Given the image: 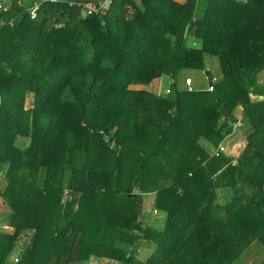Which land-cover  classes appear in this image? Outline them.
I'll return each instance as SVG.
<instances>
[{
	"label": "trees",
	"instance_id": "16d2710c",
	"mask_svg": "<svg viewBox=\"0 0 264 264\" xmlns=\"http://www.w3.org/2000/svg\"><path fill=\"white\" fill-rule=\"evenodd\" d=\"M69 1L0 11V264H237L264 248V0ZM207 57L212 91L147 88ZM234 129L239 155L215 154ZM145 193L163 227L139 218Z\"/></svg>",
	"mask_w": 264,
	"mask_h": 264
},
{
	"label": "rangeland",
	"instance_id": "374dc122",
	"mask_svg": "<svg viewBox=\"0 0 264 264\" xmlns=\"http://www.w3.org/2000/svg\"><path fill=\"white\" fill-rule=\"evenodd\" d=\"M4 2H6V0H3ZM179 2H183L185 0H176ZM27 4V3H25ZM37 14V13H36ZM190 44L192 45V41L190 40ZM205 66L207 67V69H209L213 76H214V84H217L218 82H220V68H219V63L218 60L216 59V57H207L205 60ZM206 70V69H205ZM205 70H199V69H188V70H183L178 72L174 77H170L169 75H163L161 76V85H162V92L160 91L161 94H167L165 89V86L170 85V83L174 80L175 84L178 88H187L186 84H185V78L186 77H190L192 79V87L196 90H206L208 88V80L206 78L205 75ZM259 77H263L264 78V70L259 74ZM155 79H153L151 81V83L154 81ZM150 83V84H151ZM153 84V83H152ZM159 84V83H158ZM160 86V84H159ZM141 86H135V88H140ZM161 90V88L159 87L158 91ZM30 104V102L28 103ZM238 111V110H237ZM239 128V127H237ZM238 132L241 131H236V129L233 130V132L231 134H229L227 136L226 142H227V146H230V150L228 151L229 153L233 154L234 157H237L239 155V152L242 150L243 148V140L241 139V136L239 135ZM242 133V132H241ZM244 134V133H243ZM245 136V135H244ZM231 141V142H230ZM242 144V145H241ZM134 192H138V190H135ZM149 193H145L143 195L144 199H143V208H145V211H148L147 216L148 221L145 222V218L147 217H143V216H139L140 219H142L145 224H149V225H153L151 223H154L155 221V225H157V227H163V224L165 222V217L166 214L164 211H156L155 209H153L152 206V202L153 199H149L150 196H153L152 194ZM218 197L220 202H226L228 200V193L225 192L224 190H220L218 192ZM151 210V211H150ZM151 219L153 222H151ZM153 246L148 245V244H143L138 251V257H140V259L144 260L152 251ZM15 254V255H14ZM14 255V257H13ZM19 258V252L15 251L13 253H11L9 255V259L11 258ZM264 257V248L262 246L259 245V243H252L250 245V247L247 249V251L242 255V257L240 258V262H238L237 264H256L258 263V261H260L262 258ZM97 256L92 255L90 256L86 261L85 264H120L119 261H116L114 259H110L108 257H102L99 256L98 260H96ZM13 263V259L12 262Z\"/></svg>",
	"mask_w": 264,
	"mask_h": 264
},
{
	"label": "built area",
	"instance_id": "2783aa9c",
	"mask_svg": "<svg viewBox=\"0 0 264 264\" xmlns=\"http://www.w3.org/2000/svg\"><path fill=\"white\" fill-rule=\"evenodd\" d=\"M34 2L32 3V5L26 10L29 14V16L31 18H34L36 16L37 10L40 7V5L47 0H33ZM11 2H14L17 6H21L24 2V0H7L6 2H4L3 0L0 1V11L3 12H7L11 9H9V6L11 4ZM111 4V0H94V1H89V0H85V1H79V0H70L69 1V5H77L80 6V8L82 9V11L85 14H92V13H97L100 12L102 14H104L106 12V10L109 8ZM14 21V18H10L8 23L11 25ZM4 23V20L0 18V26ZM185 84L187 86V90L191 91L193 90V87L191 86L192 84V79L190 77H186L185 78ZM213 84H214V79H213ZM213 84L208 86V90L212 91L213 90ZM166 92H169V89L166 90ZM239 122L235 123L233 125V127H238L239 126ZM230 150V148L224 144H220L218 147V150L215 149V154H218L219 151L221 152H228ZM69 192L68 190H64L62 198H61V203H65L67 200H69ZM18 261V258L15 257L13 258V263H16Z\"/></svg>",
	"mask_w": 264,
	"mask_h": 264
},
{
	"label": "crops",
	"instance_id": "0c3cea01",
	"mask_svg": "<svg viewBox=\"0 0 264 264\" xmlns=\"http://www.w3.org/2000/svg\"><path fill=\"white\" fill-rule=\"evenodd\" d=\"M1 1V0H0ZM7 1V0H6ZM34 1L33 0H24V2H23V4L21 5V6H17L14 2H11V4H10V6H9V9H11V10H14V11H11L12 13H14L15 14V16H18L19 17V13H20V11H19V9L20 8H24V9H28L31 5H32V3H33ZM25 3H27V4H25ZM18 12V13H17ZM14 18V17H13ZM259 80H263L264 81V78L262 77H259ZM153 83V84H152ZM151 84H149L148 86H147V88H149L150 90H152V91H154V92H156V93H160V91L162 92V85H161V78L160 77H158V78H155V80L152 82ZM160 84V86H159V84ZM192 85V84H191ZM136 86H140V85H136ZM159 87L161 88V90H159L158 91V89H159ZM169 88V85L168 86H165V89L164 90H167ZM252 98L254 99L255 98V96H252ZM29 103V102H28ZM240 114H241V107H239L238 108V111H237V115H238V117H240ZM240 123V122H239ZM241 124V123H240ZM240 124H239V126H240ZM238 126V127H239ZM236 131H240V130H236ZM241 132H242V130H241ZM241 132H238L239 133V135L241 136V139H244L243 140V147L245 146V144H246V140H245V136H244V134H243V132L241 133ZM231 142V141H230ZM24 143V142H23ZM242 145V144H241ZM7 185V181H6V179H5V177H4V173L2 172V170L0 169V189L2 190V189H4L5 188V186ZM150 194V193H149ZM149 194H148V196H149ZM152 198V196H150L149 197V199H151ZM153 199V198H152ZM145 208H143V214H142V216L143 217H146L147 216V214H148V212H149V210L148 211H145L144 210ZM9 212H10V209H9V207L7 206V204L5 203V201L3 200V198L0 196V228H2V229H5V230H7V231H12V227L11 226H8L7 225V216H8V214H9ZM148 216L145 218V222L146 221H148ZM142 220V219H141ZM143 221V220H142ZM151 222H153L152 221V219H151ZM144 223V222H143ZM147 223V222H146ZM154 223H155V221H154ZM154 223H151V224H153L152 226H154V227H156L157 225H155ZM150 224V223H149ZM15 255V254H14ZM14 255H13V257H14ZM13 257L11 258V259H9V261H12V259H13Z\"/></svg>",
	"mask_w": 264,
	"mask_h": 264
},
{
	"label": "water",
	"instance_id": "95a60500",
	"mask_svg": "<svg viewBox=\"0 0 264 264\" xmlns=\"http://www.w3.org/2000/svg\"><path fill=\"white\" fill-rule=\"evenodd\" d=\"M89 1H94V0H89ZM205 75H206V78L208 80V85H212L213 84V79H214V76H213L212 72L209 69H206L205 70ZM96 260H98V257L96 258Z\"/></svg>",
	"mask_w": 264,
	"mask_h": 264
}]
</instances>
